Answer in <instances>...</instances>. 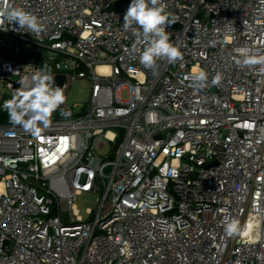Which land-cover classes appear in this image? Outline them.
<instances>
[{
    "label": "built area",
    "instance_id": "1",
    "mask_svg": "<svg viewBox=\"0 0 264 264\" xmlns=\"http://www.w3.org/2000/svg\"><path fill=\"white\" fill-rule=\"evenodd\" d=\"M116 1L10 0L42 30L0 26V264H264V72L235 51L264 53V0H162L182 58L155 72ZM41 70L65 77L66 102L31 132L3 103ZM85 78L76 113L67 90Z\"/></svg>",
    "mask_w": 264,
    "mask_h": 264
},
{
    "label": "clouds",
    "instance_id": "2",
    "mask_svg": "<svg viewBox=\"0 0 264 264\" xmlns=\"http://www.w3.org/2000/svg\"><path fill=\"white\" fill-rule=\"evenodd\" d=\"M16 22L21 29L38 34L42 29L38 18L30 12L13 6L10 0H0V26ZM125 29L137 26L147 42L142 50L139 60L147 69L155 72L156 62L165 59L174 63L182 58L179 48L170 39L166 27L174 23L166 12V5L162 0H131L123 18ZM241 59L236 63L240 66H260L264 72V53L258 49L241 47L235 50ZM199 88L208 82V74L203 70L193 76ZM219 73L213 78L212 83H219ZM20 87L16 89L10 99L3 103L9 121L13 125L21 126L25 130L36 132L39 126L47 127L52 114L60 109L66 102L62 87H54V77L43 70L25 76L19 80ZM61 115L70 117V111L61 110ZM244 231L240 221L229 220L225 217V232L229 235H240Z\"/></svg>",
    "mask_w": 264,
    "mask_h": 264
},
{
    "label": "rangeland",
    "instance_id": "3",
    "mask_svg": "<svg viewBox=\"0 0 264 264\" xmlns=\"http://www.w3.org/2000/svg\"><path fill=\"white\" fill-rule=\"evenodd\" d=\"M91 81L88 78L78 79L74 81L67 90V102L69 105L74 107V111L77 113L80 110V106L84 105L90 97ZM128 92H123V98H127ZM108 148L100 149L99 154H106ZM98 195L90 193L87 195L79 196L75 205L79 210L80 215L83 218L88 217L87 209L91 208L97 210L98 208Z\"/></svg>",
    "mask_w": 264,
    "mask_h": 264
},
{
    "label": "water",
    "instance_id": "4",
    "mask_svg": "<svg viewBox=\"0 0 264 264\" xmlns=\"http://www.w3.org/2000/svg\"><path fill=\"white\" fill-rule=\"evenodd\" d=\"M131 3V0H118L113 3L108 9V12H122L126 11ZM170 20L174 23H177L175 20L170 18ZM65 81L64 76H59L54 79V86H62ZM216 164V163H215Z\"/></svg>",
    "mask_w": 264,
    "mask_h": 264
},
{
    "label": "bare ground",
    "instance_id": "5",
    "mask_svg": "<svg viewBox=\"0 0 264 264\" xmlns=\"http://www.w3.org/2000/svg\"><path fill=\"white\" fill-rule=\"evenodd\" d=\"M99 69L100 70H106V69H108V67L107 66H101Z\"/></svg>",
    "mask_w": 264,
    "mask_h": 264
},
{
    "label": "trees",
    "instance_id": "6",
    "mask_svg": "<svg viewBox=\"0 0 264 264\" xmlns=\"http://www.w3.org/2000/svg\"><path fill=\"white\" fill-rule=\"evenodd\" d=\"M5 121H8V119L0 117V122H5Z\"/></svg>",
    "mask_w": 264,
    "mask_h": 264
}]
</instances>
